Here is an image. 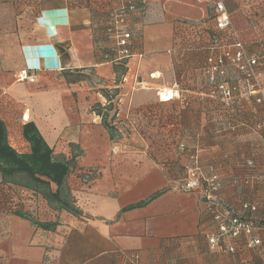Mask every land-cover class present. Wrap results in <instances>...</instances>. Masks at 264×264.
Here are the masks:
<instances>
[{"label":"crops","instance_id":"crops-1","mask_svg":"<svg viewBox=\"0 0 264 264\" xmlns=\"http://www.w3.org/2000/svg\"><path fill=\"white\" fill-rule=\"evenodd\" d=\"M142 1L140 45L120 82L95 40L89 0H45L41 10L22 15L0 5V117L9 142L20 144L22 127L33 122L54 156L74 160L67 188L81 213L54 211L34 197L30 207L22 196L25 211L57 227L1 218L0 264H130L122 256L131 253L141 264H264V245L247 249L229 240L234 254L213 248L208 237L216 229L202 189L179 186L190 163L185 145L200 156L205 176L219 174L223 205L238 211L243 201L254 202L264 221V139L252 127L264 107L244 94L227 109L210 95L202 68L210 35L220 33L215 3L223 1L264 71V0ZM24 70L30 77L22 81ZM116 90V121L135 126L124 127L118 144L93 111Z\"/></svg>","mask_w":264,"mask_h":264},{"label":"trees","instance_id":"trees-1","mask_svg":"<svg viewBox=\"0 0 264 264\" xmlns=\"http://www.w3.org/2000/svg\"><path fill=\"white\" fill-rule=\"evenodd\" d=\"M44 1L45 0H4L3 2L11 3L16 14L22 15L26 10H41ZM133 2L136 5V14L131 17L129 24V30L135 32V37L128 47L131 53L140 45V24L145 13L142 0H133ZM124 3H126V0H124ZM96 4L99 5V9L95 8ZM119 5L120 0H89L88 8L91 12L92 24L95 27V40H97L100 45L99 50L103 55L104 61L114 65V69L117 73V81L120 82L128 71L126 62L129 58L119 62L115 61L118 57V50L115 46L114 38L107 33L110 27L112 9L117 8ZM213 19L216 23V11L213 15ZM217 29L220 33L210 35L212 43L208 48L218 44H227L223 42V40L226 39L225 37L231 39L234 38V34L238 35L234 23L232 29L221 30L218 27ZM244 45L246 47L245 43ZM62 73H65L64 76L67 78V81L69 80L72 82L75 80L70 78L69 74L65 71L62 70ZM75 77L78 78L79 76ZM116 94H118V90L113 91L112 95L104 93V97L108 99L109 104L105 107L99 104L93 111L95 114L102 117V124L109 131L112 142L118 144L123 138L124 127L127 125L129 128H135V126L129 119L126 122L116 121L119 114L118 110L112 104V98ZM217 98L221 100L220 97ZM237 103L238 101H236L232 107L236 106ZM260 120H264V118H260L255 122H259ZM255 122H253V124H255ZM263 133V130H260L259 135L264 139ZM22 139L25 145H27L26 152H20L10 144L9 131H7L6 123L0 117V222L3 217L15 215L21 219L31 221L32 224L40 230L54 231L57 227V223L41 222L35 217V213L30 210L25 211V206L21 203L22 195L20 196L19 192L20 194L28 192L32 195V200L36 198L42 203L47 204V206L54 211H65L70 215L79 216L81 213L73 203L72 194L69 188H67V180L70 176L74 160L67 161L66 159L54 156L53 149L47 144L43 135L33 122H27L22 127ZM187 148L188 147H186V149ZM194 150L195 149H193V151ZM200 163L199 160V166L202 170ZM184 171L185 175L182 177L180 183H182L187 176L186 168ZM201 185L202 189L206 186L204 185V181H201ZM160 194L161 192L143 203L131 205L124 209V211L144 207L152 200L158 198ZM261 224L263 225L264 221L263 223L261 222ZM1 238L2 234L0 230V239Z\"/></svg>","mask_w":264,"mask_h":264},{"label":"built area","instance_id":"built-area-1","mask_svg":"<svg viewBox=\"0 0 264 264\" xmlns=\"http://www.w3.org/2000/svg\"><path fill=\"white\" fill-rule=\"evenodd\" d=\"M99 5L96 4L95 8ZM216 23L221 30L232 29L233 23L223 1L215 3ZM136 14V5L133 0H120V5L112 9L110 27L107 30L109 36L115 41L118 50L116 62L133 56L128 49L131 45L135 32L129 30L131 17ZM234 42L228 45H214L209 48L211 55L203 65V74L211 86L210 95L220 97L226 108L232 107L242 95L256 97L255 103L264 107V90L261 79L264 71L259 59L247 51L244 43L233 35ZM237 75L236 78L232 75ZM30 77L29 70H24L19 79L24 81ZM126 80V76L123 81ZM162 94H160L161 98ZM172 97V96H171ZM166 100V99H164ZM253 130L257 133L264 132V120L255 122ZM264 134V133H263ZM180 149L189 156V165L186 167L187 176L180 183V189L184 192L202 189L201 181H204L205 188L202 189L205 200H207L208 211L212 216L216 231L209 235L210 245L223 253L234 254L237 246L227 243L235 240L243 243L247 249L263 247L264 226L257 219L258 204L251 201H243L240 209L230 208L223 205L216 194L222 184L218 173L205 176L199 166V156L196 151L186 149L181 145ZM249 182L246 181L245 184ZM123 259L130 264H141L140 255L136 253L123 254Z\"/></svg>","mask_w":264,"mask_h":264},{"label":"rangeland","instance_id":"rangeland-1","mask_svg":"<svg viewBox=\"0 0 264 264\" xmlns=\"http://www.w3.org/2000/svg\"><path fill=\"white\" fill-rule=\"evenodd\" d=\"M4 0H0V5H2V6H13L11 3H5V2H3ZM26 20V22L27 23H31L32 21H33V15L30 13V14H28V15H26V17L24 18V21ZM163 95V94H162ZM162 97V96H161ZM20 144H18V143H16V141H12L11 140V143L14 145V146H16V149H18V151H23V152H26V149H27V145H25V143L22 141V140H20ZM194 151H196V150H194ZM24 194V195H23ZM19 195L21 196H23L24 197V200L27 202V204H28V206L30 205V207L32 206H34V202L33 203H31V201H33L32 200V198H31V196H29V193H26V192H23L22 194H20V192H19ZM37 205V204H36Z\"/></svg>","mask_w":264,"mask_h":264},{"label":"bare ground","instance_id":"bare-ground-1","mask_svg":"<svg viewBox=\"0 0 264 264\" xmlns=\"http://www.w3.org/2000/svg\"><path fill=\"white\" fill-rule=\"evenodd\" d=\"M170 97V95H163V97L162 98H164V99H167V98H169Z\"/></svg>","mask_w":264,"mask_h":264}]
</instances>
